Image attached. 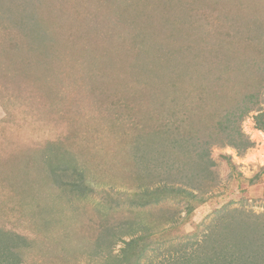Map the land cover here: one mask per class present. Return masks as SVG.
Listing matches in <instances>:
<instances>
[{
  "label": "rangeland",
  "instance_id": "obj_1",
  "mask_svg": "<svg viewBox=\"0 0 264 264\" xmlns=\"http://www.w3.org/2000/svg\"><path fill=\"white\" fill-rule=\"evenodd\" d=\"M256 92L264 0H0V264H180L264 227ZM166 185L196 198L138 205Z\"/></svg>",
  "mask_w": 264,
  "mask_h": 264
},
{
  "label": "trees",
  "instance_id": "obj_2",
  "mask_svg": "<svg viewBox=\"0 0 264 264\" xmlns=\"http://www.w3.org/2000/svg\"><path fill=\"white\" fill-rule=\"evenodd\" d=\"M261 98L262 93L260 92L247 95L245 99L246 106L241 108L237 115L235 114L236 117H234V119L240 121L245 117V115L250 114L253 111H257V113L254 115L255 123L257 128L264 132V108L261 107L263 106L262 103H260ZM230 114L231 113H228V118H226L228 126H232L233 123H237L235 120L234 122L231 121L233 118H231ZM228 126H226L227 129H229ZM227 143L233 145L236 148H238L241 144L244 150L251 147V141L240 129L237 131L236 137L230 136L228 138ZM184 189L185 188H170L168 185H166L160 191L159 189L153 190L149 194L141 196L138 205L144 206L158 203L167 196H178L181 192L186 193L187 197L196 198L193 192ZM199 201L203 202L204 200L203 198H200ZM193 210L194 207L191 206L189 211L192 212ZM237 222L239 223V226L236 227V229H239L238 231H230L229 227L225 226L220 227V229H222L218 231V235L220 239L223 240V243L222 241L217 242V238L214 236H209L208 239H206V241L204 240L203 242V246L208 250V252H204L203 250L201 254H197L195 252V254H192V256L189 254L187 257H179L178 260L180 264H264V240H261L262 237L264 238V235H262L261 239L259 237V240L256 237L249 235L251 233L250 231L257 232L260 229L264 230V227L259 222H251L250 224H242L240 221ZM259 233H262V231ZM231 236H234V242L233 240H230V238H232ZM140 240L141 239L128 241L127 247L125 248V254L136 251L141 245L139 242ZM6 242L1 241L0 246H2V243ZM7 246H9V244H7ZM13 247L14 246H11L10 248L7 247L8 249L6 251L10 253ZM2 249H4V247ZM216 249L219 251L218 254H215ZM134 253L141 255L144 253V250L141 249L139 252ZM138 260L139 256L134 259H129V257L126 255L123 264H137Z\"/></svg>",
  "mask_w": 264,
  "mask_h": 264
}]
</instances>
